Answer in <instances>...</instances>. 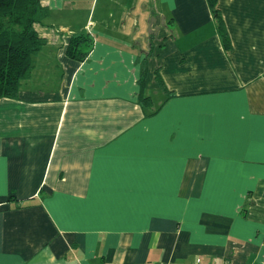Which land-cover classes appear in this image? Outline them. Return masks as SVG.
<instances>
[{
    "label": "crops",
    "instance_id": "1",
    "mask_svg": "<svg viewBox=\"0 0 264 264\" xmlns=\"http://www.w3.org/2000/svg\"><path fill=\"white\" fill-rule=\"evenodd\" d=\"M214 1L41 0L0 97V264H264V0Z\"/></svg>",
    "mask_w": 264,
    "mask_h": 264
},
{
    "label": "trees",
    "instance_id": "2",
    "mask_svg": "<svg viewBox=\"0 0 264 264\" xmlns=\"http://www.w3.org/2000/svg\"><path fill=\"white\" fill-rule=\"evenodd\" d=\"M214 2L211 0V4ZM47 13L41 0H0V97L17 96L20 82L31 72L35 56L45 43L36 24ZM215 15L223 47L228 50L229 35L216 9ZM81 40H85L83 34L71 36L67 52L73 55L80 51Z\"/></svg>",
    "mask_w": 264,
    "mask_h": 264
},
{
    "label": "built area",
    "instance_id": "3",
    "mask_svg": "<svg viewBox=\"0 0 264 264\" xmlns=\"http://www.w3.org/2000/svg\"><path fill=\"white\" fill-rule=\"evenodd\" d=\"M194 264H205V263H203L201 260H200V258H197L196 260H195V263Z\"/></svg>",
    "mask_w": 264,
    "mask_h": 264
},
{
    "label": "rangeland",
    "instance_id": "4",
    "mask_svg": "<svg viewBox=\"0 0 264 264\" xmlns=\"http://www.w3.org/2000/svg\"><path fill=\"white\" fill-rule=\"evenodd\" d=\"M154 93H155V92H154L153 89L149 91V94H150L151 98L154 97Z\"/></svg>",
    "mask_w": 264,
    "mask_h": 264
}]
</instances>
